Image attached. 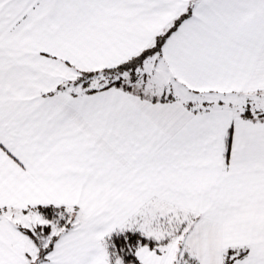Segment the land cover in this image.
<instances>
[{
	"label": "snow or ice",
	"instance_id": "snow-or-ice-1",
	"mask_svg": "<svg viewBox=\"0 0 264 264\" xmlns=\"http://www.w3.org/2000/svg\"><path fill=\"white\" fill-rule=\"evenodd\" d=\"M0 264H264V0H0Z\"/></svg>",
	"mask_w": 264,
	"mask_h": 264
}]
</instances>
